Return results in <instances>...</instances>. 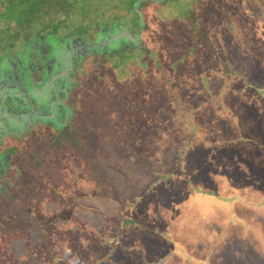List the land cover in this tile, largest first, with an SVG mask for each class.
Returning a JSON list of instances; mask_svg holds the SVG:
<instances>
[{
  "label": "rangeland",
  "instance_id": "374dc122",
  "mask_svg": "<svg viewBox=\"0 0 264 264\" xmlns=\"http://www.w3.org/2000/svg\"><path fill=\"white\" fill-rule=\"evenodd\" d=\"M109 1L45 3L68 50L69 29L111 39L72 75L65 142L4 137L24 179L2 186L0 264H264V0H146L143 25Z\"/></svg>",
  "mask_w": 264,
  "mask_h": 264
},
{
  "label": "flooded vegetation",
  "instance_id": "af4514ba",
  "mask_svg": "<svg viewBox=\"0 0 264 264\" xmlns=\"http://www.w3.org/2000/svg\"><path fill=\"white\" fill-rule=\"evenodd\" d=\"M127 34L133 37L132 32ZM64 36L70 38L73 48L68 50L56 33H32L18 46L7 44L0 53V196L3 184L8 187L24 179L19 169L22 165L14 162L17 152L5 144L4 137L23 136L33 127L44 124L59 127L56 137L65 142L68 134H63L62 129H75L68 128L74 113L71 93H76L72 89V75L85 59L103 53L101 47L111 39L83 40L73 29L67 30ZM51 225L53 231L60 232L54 221ZM55 234L51 237L53 248L56 247L54 239L61 236ZM53 252L56 254L55 249Z\"/></svg>",
  "mask_w": 264,
  "mask_h": 264
},
{
  "label": "trees",
  "instance_id": "16d2710c",
  "mask_svg": "<svg viewBox=\"0 0 264 264\" xmlns=\"http://www.w3.org/2000/svg\"><path fill=\"white\" fill-rule=\"evenodd\" d=\"M47 0H0V21L8 22L13 21L17 24H28L30 26L31 31L43 34V33H54L49 27L51 21H54L55 17V9L45 10V3ZM71 11L73 9H80L83 1L85 0H67ZM117 0H110L106 8H111L114 2ZM146 0H128L127 8L132 10V13L135 14L136 20L141 18L142 25L144 24V19L142 15H139L141 12L138 8L144 6ZM138 5V6H137ZM137 6L138 8H136ZM97 8L96 6L94 9ZM65 13L64 16L69 15L70 12ZM82 13V12H81ZM142 16V17H141ZM65 24V23H64ZM137 27V24L135 25ZM137 29H140V27ZM128 31L123 30L118 36L127 37L126 33ZM141 30H139V35ZM6 33L4 29L0 26V42H1V50L4 51L8 44V41L5 40ZM129 38V37H127ZM130 39V38H129ZM131 40V39H130ZM131 44V42H130ZM132 45V44H131ZM122 46V45H121ZM120 46V47H121ZM121 50V48H120Z\"/></svg>",
  "mask_w": 264,
  "mask_h": 264
}]
</instances>
